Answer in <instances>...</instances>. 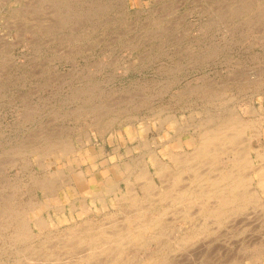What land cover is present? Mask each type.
Here are the masks:
<instances>
[{
    "label": "rangeland",
    "instance_id": "1",
    "mask_svg": "<svg viewBox=\"0 0 264 264\" xmlns=\"http://www.w3.org/2000/svg\"><path fill=\"white\" fill-rule=\"evenodd\" d=\"M225 114L260 121L244 136L264 150V0H0V208L42 203L36 215L49 224L42 242L21 244L0 217V262L75 261L88 244L72 233L112 221L126 227L137 206L120 209L115 195L139 187L143 166L155 174L153 154L181 170L171 153L194 152L201 125ZM62 144L74 152L62 157ZM44 180L53 190L42 189ZM230 220L214 235L236 243L242 228ZM26 244L33 252L18 254ZM234 247L213 249L203 264L255 263L252 249Z\"/></svg>",
    "mask_w": 264,
    "mask_h": 264
},
{
    "label": "bare ground",
    "instance_id": "2",
    "mask_svg": "<svg viewBox=\"0 0 264 264\" xmlns=\"http://www.w3.org/2000/svg\"><path fill=\"white\" fill-rule=\"evenodd\" d=\"M206 97L207 96H205V98ZM225 115L226 117L223 119H220V116L219 119L210 117V120L207 119L208 122H206L203 126L201 125V129L203 132L198 136L199 139H190L189 144L192 146H196L194 152H184L180 155H177L173 152L171 153V158H173L172 160L179 166L182 165L181 170L172 172V169H170L169 166L164 164L159 159V157L153 154V159H151L152 165L154 166L156 171L155 174L151 172V169L148 166H143V168H141V170L137 172L136 175L137 181L139 182V187L132 186L133 184H131V182L133 180H131L130 186H128L129 182H127L128 185L126 184V186H128V189H126V193L122 192L120 194L121 196L115 195L116 193L114 194L117 200L115 201V203L117 202L118 204H120V209L127 205L129 207L137 206V216L136 214H134L136 217L127 216L125 220V224L127 223L126 227L121 225L122 228L118 227L116 229H112V227H115L116 224L115 221H112L109 224H102L103 226L101 225L99 227H96L95 229H92V227L89 228L88 226V228L91 230L90 232H84L83 230V234L86 233L85 236L72 233V240L74 238H77L81 245L84 242L85 244H88V247L86 246L87 251H79V253H76V251L73 252L77 255L73 254L72 256L76 255L77 259L75 258V261L72 259L73 261L70 262L71 258H74L71 257L69 261L67 260V263L65 262V257V260L61 261L62 263H60L59 259L57 261L55 259L56 257H52L55 261V264H63V262L65 264H87L95 259H103L101 260L102 262H100L99 260V263L97 264H198L197 261L200 262L199 264H203L204 261L209 259V255L213 254V252L217 250V248L226 249L230 246L233 248H235L234 246H236L237 248L239 247V249L243 250L248 248L252 249L254 251L253 253L255 254L254 264H264V214L262 212L264 210L260 211V209H262L261 207L254 208V206L257 204L260 206L264 204V150L261 151V149H259L260 146L252 147L250 146V144H247V138H245L244 136L247 128L261 122H248L238 116H227V114ZM261 145L264 146V143ZM47 151L49 152V150H46V152ZM59 152H61L60 154L62 157H68L70 153L74 152V149H72L71 147H66L62 144V148L61 150H59ZM253 152L255 153L253 154ZM225 156H227L226 159ZM257 161L260 165L258 167L256 165ZM139 165L141 166V164ZM250 169L251 173L255 175V178L252 177L251 174H248ZM185 172L190 173L189 178L187 176L184 177ZM58 173H61L60 170ZM78 173L79 175H77L76 177H79L77 181L80 183L83 181V178L80 177L81 172L78 171ZM155 176L158 177L159 181L155 180ZM186 177L187 179H185ZM45 181L46 180H44L43 183ZM46 182L47 184H43L40 182V184L37 185L43 184V186H41L42 189L48 190L53 185L50 187L49 183L51 182H49L48 180ZM62 183H66V181ZM62 183L61 185H64ZM104 185L106 187L108 183ZM113 187H107L106 192L112 194L113 192H117ZM93 195L95 196V194ZM63 199V201L67 200L68 203L71 200L68 195ZM104 199V196L100 197L101 201H104ZM85 200L86 199H84V201ZM41 205L42 203L36 204V202L35 204L26 203V205H23L15 199L8 200L1 204L2 209L0 208V210H3V212H0V217L3 218L4 221H9L10 224H6L7 226L13 227L12 229L15 233L13 234L14 241H16V243L21 242L22 244L28 241L30 242L31 240L35 242L40 238L41 234L46 231L49 225L48 221L44 216L36 215V210H39ZM250 205H252L253 210L246 212L245 210H248L250 208ZM82 206L85 208L87 207L84 202ZM72 208H75L74 204ZM32 212L35 213V216L32 215ZM230 218H233V220H235L236 218L234 224H239L242 228H239V225L237 226L239 228L237 230H241L238 231V238L236 243L232 242V240H224L223 238L218 240L216 239L218 237L214 235L215 232L220 228H223L225 226L228 227L230 225V221L232 220H230ZM113 222L115 223L111 224ZM87 223L90 225L89 222ZM118 224L116 226H119ZM0 225L1 227H3L2 224ZM33 227L38 229V232L40 234L37 232V234H35ZM218 234L219 233H217V235ZM226 234H228V232ZM37 241H39V243L42 242V240ZM78 241L75 242L78 243ZM133 243L137 245L136 249L138 248L136 251L139 254L138 260L136 259L137 261H134V257L132 258L133 255L129 257L131 253L130 250H128L129 252L127 251L129 245ZM220 243H222L223 246H221ZM5 245L7 246V244ZM8 245H10V243ZM30 246H27L26 244L25 249H20L17 253L25 254L26 251H30L31 254L33 252L34 246L32 249V246ZM39 246L38 247L42 249L43 244L41 243V245ZM7 247L5 248L8 249L11 246L8 248ZM38 247H36V249L40 251L41 249H39ZM46 247L47 245L45 246V248ZM8 252H11V250ZM217 253L215 254L217 255ZM132 254L135 253L133 252ZM11 255L12 253H10L9 257ZM40 255L39 257H41ZM46 257L47 256H45L44 258ZM49 257H47V259ZM22 258L24 259V257ZM22 258L18 260L16 259L17 261L13 258V260L16 261H14L13 263H48L47 261V263H42V261L40 260L36 261L37 263H35L32 262L31 259L28 260V262H23ZM44 258L42 257V260ZM7 261H9V259ZM24 261H27V258ZM4 263L5 261L0 262V264Z\"/></svg>",
    "mask_w": 264,
    "mask_h": 264
}]
</instances>
